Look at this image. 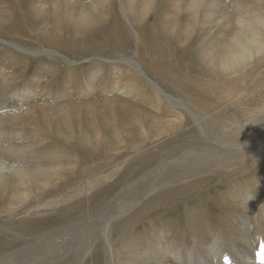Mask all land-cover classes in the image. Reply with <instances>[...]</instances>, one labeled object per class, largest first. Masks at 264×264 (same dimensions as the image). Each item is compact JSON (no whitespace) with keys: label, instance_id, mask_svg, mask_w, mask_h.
Segmentation results:
<instances>
[{"label":"bare ground","instance_id":"1","mask_svg":"<svg viewBox=\"0 0 264 264\" xmlns=\"http://www.w3.org/2000/svg\"><path fill=\"white\" fill-rule=\"evenodd\" d=\"M48 1L50 2L48 6L45 5V1L41 2L42 7L33 6V12L41 23L40 27H37L40 34L54 40L57 29L60 31L62 27H69L72 32L84 33L91 24L100 21L101 18L97 13L100 12L99 14L104 15V18L112 9L111 0ZM83 1L86 3L84 4ZM115 1L113 5L116 4ZM156 1L119 0L122 17L130 27V34L138 41L143 40L141 31L147 16L157 11ZM177 2L180 10L184 9L185 21H187L184 30L187 39H184L183 43H186L192 34H197L195 33L197 26L198 33L201 31L204 19L211 27L213 21L214 25H218L229 15L224 9L225 3L222 4L219 0H187L186 2L178 0ZM203 11L205 16L200 19ZM234 18V23L229 29L231 34L226 35L228 40L223 38L221 42L226 41L221 44L219 52L209 53L203 58L199 70L194 72L174 68L173 73L168 77L163 76V72L158 75L160 82L168 90L177 93L176 96L164 92L158 82L149 79L136 60L129 57L121 58L133 70L131 74L137 76L139 82H145L143 85L150 87L151 90L147 89L149 92H154L153 98L166 101L167 109L171 114L160 116L155 111L154 104H157V99L151 103L152 107L149 110L126 100H120L114 94H109L110 90H119L117 89L119 86L116 83L106 86L107 84L104 83V90L110 89L105 95L110 107L115 110L123 108V111L131 115V119L136 122L140 121L144 125L150 122L151 127L156 128L160 126L159 132H153L156 134L152 135L156 137L154 142H149L150 139L143 140L139 135L140 139L136 138L137 143H134V146L132 143L125 144L127 148L121 149L122 144L113 147L111 144L115 143H109L110 139L102 132H98L99 140L96 141L97 145L94 149L97 150L100 146L104 149L108 148L111 156L92 159V164L65 163L58 159L52 163L31 167L13 165L5 161L2 155L12 157L13 154L29 151L32 154L37 143L31 144L30 141L22 145L2 144L0 264H121L120 261L123 264H167L170 257V261L174 264H220L219 258L224 254L221 243L228 248L225 250L230 254L227 258L231 260L225 258L228 264H252L254 252L252 241L248 236L250 221L245 220L242 225L246 232L242 231L240 235L238 234L239 237L233 241L232 247L223 243V239L219 241L220 237L210 243V247H204L203 252L198 247L183 250L178 248L175 251L172 248L168 249V245L164 248V243H157L143 255L140 254L141 252H136L137 258L128 256L124 259L117 257L119 250L116 247L129 231H134L143 222L157 220L166 214L171 206L180 203L182 198L187 199L203 190L215 187L218 181L234 179L244 174L251 166L264 161V14L240 13V16ZM4 20L0 13V26ZM48 20H51L50 25H47ZM172 21L173 19H169L168 23ZM168 31L175 35L180 29L172 23ZM196 37L199 45L206 39V37H203L204 39ZM1 40L21 50L12 41ZM179 41L181 43L182 40ZM139 44L138 42L137 49H140ZM185 53L183 50L181 55ZM47 54L51 53L47 52ZM214 54L216 55L213 56ZM201 71L205 76H191L190 72ZM3 73L0 68L2 90L6 89L13 80L12 73L6 72L5 77ZM37 77L38 75L33 78L34 84L41 80L39 77L36 81ZM98 77L99 75L90 77L86 81L85 92L94 91V82ZM204 78H208L209 82ZM131 83L136 84V81ZM125 92L130 94L129 87L123 91L124 94ZM36 93L35 88L30 85L26 91L13 92L12 98L20 101L34 97ZM198 102H202V105L197 107ZM30 103L19 102L18 109H9L4 103H0V110L3 107L8 108L0 111V135H3L2 131L8 124H27L30 127L33 120L41 124L36 104ZM69 105L60 106L66 108ZM38 106L47 110L45 114L50 113L47 106ZM174 112L179 113L178 116ZM183 117L185 120L191 119L192 126L187 125L183 131L175 132L182 124ZM49 126L52 131H58L54 124L49 123ZM36 127L38 132L40 129L37 125ZM127 129L128 126L116 123L114 132L121 136L120 134L123 135ZM128 132L126 134H129ZM57 133L65 135L62 130ZM189 133L192 135L190 136ZM168 135L177 136L176 142L164 145L168 143L166 142ZM68 137L73 139V136ZM84 140L89 146L94 147L88 137ZM131 148L134 150L129 152ZM80 151L84 152L83 149ZM56 152L63 153L61 150H55ZM95 154L99 155V152ZM6 175L12 176L11 182L14 186L12 189L11 182L9 184L4 179ZM57 197L60 198V203L56 201ZM90 199L95 200L92 206ZM247 201L248 199L242 198L237 202L236 199L235 208L240 211L245 210ZM83 202L87 203L84 209L81 208ZM85 210L88 211L84 214ZM193 229V233L196 234V227ZM236 242L239 245L244 243L250 248V252L244 251L247 260L244 259L243 263H238L234 255L240 254L246 246L239 248ZM92 256L93 260L88 262Z\"/></svg>","mask_w":264,"mask_h":264},{"label":"rangeland","instance_id":"2","mask_svg":"<svg viewBox=\"0 0 264 264\" xmlns=\"http://www.w3.org/2000/svg\"><path fill=\"white\" fill-rule=\"evenodd\" d=\"M44 1L46 6L50 4L48 0H0V13L5 18L4 22H1L0 38L5 39L7 42L12 41L21 48V50L14 48L0 39V68L4 72V77L6 72L12 73L11 76H13V80L6 88L9 90L3 88L7 93L5 91L3 93L0 88V103H4L9 109H18L19 105L17 103L19 102L21 104L29 102H31L30 104H36L37 113L41 120V124L35 123V120H33L34 122L31 121L30 127L27 124H8L5 126V130L2 131L3 135H0L1 154L3 153L2 144L22 145L30 141H32L31 144L37 143L35 152L32 154L29 151L23 154H13L12 157L2 155L5 161H9L13 165L21 164L31 167L37 164L52 163L58 159L60 162L65 163L87 162L92 164V159L108 157L111 153L108 148L104 149L101 146L97 150L94 149L97 145L96 141L99 140L98 132H102L107 136L110 139L109 143H115L111 146L117 147L122 144L121 149L127 148L125 144L132 143L134 146V143H137L136 138L138 140L140 136L143 140L150 139L149 142H154L156 137L154 138L152 135L156 134L153 132H159L158 128L160 126L156 128L151 127L152 123L150 122L147 125L142 124L140 121L136 122L131 119V115L129 116L127 112L123 111V108L121 110L116 108L115 110L106 102L105 95L110 89L104 90L103 85L107 84L106 86H109L110 83H116L119 90H110L109 94H114L120 100H126L146 110H149L152 107L151 103H154L157 99V104H154L155 111L160 116L171 114L167 109L168 104L166 101L161 98H153L155 97L154 92H149L150 87L146 84L143 85L145 82H139L137 76L131 74L133 70L121 58L129 57L136 60L149 79L158 82L164 92L176 96L177 93L168 90L158 79L161 72L165 77L173 73L174 68L196 72L201 67L203 58L209 53L219 52L221 44L228 40L226 35L231 34L229 29L234 23V17L240 16V13L243 15L264 14V0H219L222 4L225 3L224 9L229 13L228 18L223 19L218 25H214L213 21L211 27L210 23L207 25L206 19H204V26L201 31L198 33L197 29L199 27L197 26L195 30L197 34H192L188 41L183 43L184 39H187L184 35L187 25L184 9L180 10L178 0H157L155 3L157 11L151 12L147 16L141 31L143 40L138 41L134 35L130 34V27L122 17L119 0L115 1V5H113L114 0H111L110 16L103 18L104 15L99 14L100 12L97 13L98 17L101 18V22L91 24L87 31L81 34L72 32L69 27H62L60 31L57 29L58 32H56L54 40L48 38L49 36L40 34L37 28L40 27L41 23L34 16L33 6L42 7L41 2ZM180 1L186 2L187 0ZM83 2L86 3V1ZM202 16H205L204 11L201 13L200 19ZM169 19H173V21L168 23ZM172 23H175L180 29L178 34L168 33ZM50 24L51 20H48L47 25ZM196 36L202 37V39L206 37V39L199 45ZM223 38H226V40L222 43ZM179 40H182L181 43ZM138 42L140 43V49H137ZM183 50L186 53L182 56L181 52ZM47 52L51 54H47ZM73 60H76V62H72ZM187 65L188 68L186 69ZM190 73L191 76H205L202 71L200 73ZM37 75L36 81L39 77L41 80L34 84L33 78ZM98 75V79L94 82L97 88L94 87L92 93L85 92L86 81L90 77ZM204 79L209 82L208 78ZM1 81L2 79H0V83ZM132 81H136V84L131 83ZM30 85L37 91L34 97H28L20 101L12 98L13 92L26 91L30 88ZM128 87L131 90L130 94L127 92L124 94L123 91ZM62 104L70 105L62 108L60 106ZM38 105L47 106L50 113L45 114L47 110L45 108L41 109ZM196 105L198 107L202 105V102H198ZM6 107L2 109H8ZM193 108L191 107V109ZM174 114L179 113L174 112ZM191 122V119L185 120L183 117L182 124L175 132L183 131L187 125L192 126L190 125ZM49 123L54 124L58 131L65 132V135L57 133L58 131H52ZM116 123L128 126L126 132L123 135L120 134L121 136L116 135L114 132ZM32 124H36L40 130L37 132L36 125ZM127 132L129 134H126ZM69 135L73 136V139L68 137ZM83 137H88L94 147L89 146ZM175 138L177 136L171 137L168 135L166 138L168 143L164 145H168L173 141L176 142ZM134 148H131L129 152L133 151ZM82 149L84 152L80 151ZM55 150H61L63 153H55ZM98 152L99 155L95 154ZM4 179L10 184L12 176L6 175ZM215 185L217 186L203 190L193 197L182 198L180 203L171 206L166 214L157 218V220L143 222L134 231H129L116 246L119 250L117 257L119 259L128 256L137 258L136 252H141L140 254L143 255L153 244L157 243H164V248L168 245V249L172 248L175 251L178 248L183 250L194 247L202 250L204 247H210V243L212 244L219 237V241L223 239V243H227L232 247L233 241H236L240 233L242 231L246 232L242 224L245 221H250L248 236L252 241L254 252L252 253L254 259L252 258L251 263L264 264V262L258 261L257 258L258 253L264 251V161L256 163L245 170L244 174L234 179L223 182L218 181ZM13 187L11 182L10 188ZM242 198L248 199L247 204L249 206L246 204V209L240 211L235 206ZM59 199V197L56 198L58 203H60ZM94 201V199H90V206L93 205ZM86 205L87 203L83 202L81 208L84 209ZM88 210L83 211V213L85 214ZM189 224H193V227L191 228ZM194 227L197 230L196 234L193 233ZM254 236L256 237L254 238ZM235 244L239 248L246 246L244 243L239 245L236 242ZM221 249L224 250V254L219 258L220 264H228L225 261V258L230 255L225 252L228 248H225L224 244L221 243ZM245 250L250 252L248 245L242 249L240 254L234 255L238 263H243L244 259L247 260L244 255ZM92 260L93 256L88 262ZM170 260L171 257L168 259L169 263H166L174 264ZM141 262L143 263V260ZM120 263L123 264L121 261Z\"/></svg>","mask_w":264,"mask_h":264},{"label":"clouds","instance_id":"3","mask_svg":"<svg viewBox=\"0 0 264 264\" xmlns=\"http://www.w3.org/2000/svg\"><path fill=\"white\" fill-rule=\"evenodd\" d=\"M258 261H262L261 253H258Z\"/></svg>","mask_w":264,"mask_h":264},{"label":"snow or ice","instance_id":"4","mask_svg":"<svg viewBox=\"0 0 264 264\" xmlns=\"http://www.w3.org/2000/svg\"><path fill=\"white\" fill-rule=\"evenodd\" d=\"M262 262H264V251L261 252Z\"/></svg>","mask_w":264,"mask_h":264}]
</instances>
